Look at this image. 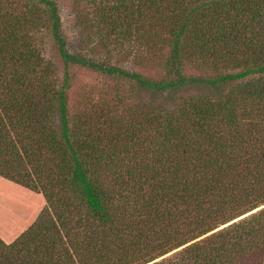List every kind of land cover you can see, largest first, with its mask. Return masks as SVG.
Instances as JSON below:
<instances>
[{
	"label": "trees",
	"instance_id": "16d2710c",
	"mask_svg": "<svg viewBox=\"0 0 264 264\" xmlns=\"http://www.w3.org/2000/svg\"><path fill=\"white\" fill-rule=\"evenodd\" d=\"M86 2L100 58L70 48L55 0L0 2V178L45 201L0 239V264H264V0ZM121 49L164 58V77L107 63ZM74 65L164 95L215 91L71 114Z\"/></svg>",
	"mask_w": 264,
	"mask_h": 264
},
{
	"label": "rangeland",
	"instance_id": "374dc122",
	"mask_svg": "<svg viewBox=\"0 0 264 264\" xmlns=\"http://www.w3.org/2000/svg\"><path fill=\"white\" fill-rule=\"evenodd\" d=\"M16 1L0 0V2H7V5H12V7L14 6L12 2L15 3ZM55 2L59 8V19L63 33L70 48L88 57L100 58L99 53H102V50L101 45H98L99 39L95 37L96 28L91 27V23L86 22L87 18H91L86 0H55ZM27 7H31V4ZM19 13L26 16L27 9H23ZM36 28H38L34 30L36 46L47 61L54 63L56 68L55 79L59 82L64 76V65L55 52L48 30ZM81 35L82 37H80ZM81 38H83V43ZM120 52V54L114 53L107 57V63L139 71L143 76L152 79H162L164 77V69L161 66V63L164 64V58H160L156 53L152 52L147 56L145 55L146 61L141 65L132 53H123L124 49H121ZM185 71L188 75H198V72L189 66L185 67ZM67 74L69 82L66 96L69 100L68 109L71 114L90 113L93 109L100 107L101 101H104V104L107 105L105 107L114 108L116 104L120 110L125 108L126 111L133 109L136 105H140L142 108L144 106L171 110L180 104L179 99L182 96L189 97L197 94L213 96L212 92L215 91L211 88L203 89L200 92L194 87L192 89L176 90L171 94L164 95L144 88H136L134 84L106 77L75 65L67 69ZM227 88H224L222 92L226 91ZM108 111L112 113L114 109L106 108V112ZM44 207L45 201L40 194L33 193L0 178V239L5 243L14 241L35 221ZM209 234L211 233L195 241L204 239Z\"/></svg>",
	"mask_w": 264,
	"mask_h": 264
}]
</instances>
